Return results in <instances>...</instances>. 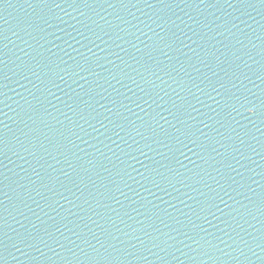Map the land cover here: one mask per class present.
I'll use <instances>...</instances> for the list:
<instances>
[{
    "label": "water",
    "instance_id": "95a60500",
    "mask_svg": "<svg viewBox=\"0 0 264 264\" xmlns=\"http://www.w3.org/2000/svg\"><path fill=\"white\" fill-rule=\"evenodd\" d=\"M262 77L260 0H4L0 264H264Z\"/></svg>",
    "mask_w": 264,
    "mask_h": 264
},
{
    "label": "snow or ice",
    "instance_id": "6c2138e0",
    "mask_svg": "<svg viewBox=\"0 0 264 264\" xmlns=\"http://www.w3.org/2000/svg\"><path fill=\"white\" fill-rule=\"evenodd\" d=\"M121 2H123V0H121ZM241 2H247V0H241ZM3 3H4V0H0V4H3ZM260 3L264 4V0H260ZM262 78H264V77H262ZM213 90L216 91L217 89L214 88ZM253 114L255 115V112ZM57 231H60V229L57 228ZM61 234H63V233H61ZM29 235H31V234H29ZM51 235L54 237V234H51ZM76 235H79V234L77 233ZM33 239H34V237H33ZM136 239H140V237L137 236ZM41 242H43L46 247H51L47 243V241H43L42 238H41ZM55 242L57 244H60L61 247H65V245L62 244L59 240H56ZM85 242L89 244V246L92 248L93 252L96 254V255H92V254H90L88 252H85V256L88 259V264H132V260L133 259L143 260V261H147L149 259V257L147 255H145V248L150 253L153 252L154 248H159L162 251H168V249L164 248L161 243H157L155 240H153L152 247H147L145 245V247L143 249H141V248L133 245V247L131 249H129L127 247L124 248V249L117 248L116 250H117V252L120 253V255L116 256V255H113L109 251L108 246L103 241H101L99 239V237H97V242L99 243V247H97L96 244H92L91 241H85ZM20 243L24 244V245H26L28 247L36 248V250L39 251L41 253V255H45L37 244L32 243L27 238L21 237ZM73 243H75V241H73ZM141 243L144 244L143 241H141ZM164 243H167V242L165 241ZM244 243L248 247L249 251H252L253 254L255 255L254 250L251 248V246L248 244V242L244 241ZM0 244H4V241L0 240ZM258 246L260 248L264 249V242H261ZM13 247H16L20 251L24 250L23 248H21L19 246V244H13ZM169 247H171V245ZM101 248L104 249L105 253H108L107 256H105L103 253L100 252ZM112 248H116V245H112ZM69 250L71 251V249H69ZM53 251H55V249H53ZM81 251H84V249H81ZM219 251L222 252L223 249H219ZM25 254L27 255V253H25ZM2 255H3V252L0 251V256H2ZM57 255H60V253H57ZM73 255H75V253H73ZM155 255L159 256L158 253H155ZM203 255L212 257L213 253L208 251V250H204L203 251ZM240 255L245 256L247 258V253H245L244 249H240ZM63 259L70 260V258H68V257H64ZM79 259L80 258L77 256V260H79ZM161 259L163 260V259H165V257H161ZM217 259H218V257H217ZM237 259H239V257H237Z\"/></svg>",
    "mask_w": 264,
    "mask_h": 264
}]
</instances>
